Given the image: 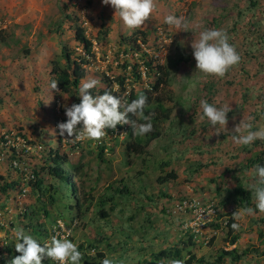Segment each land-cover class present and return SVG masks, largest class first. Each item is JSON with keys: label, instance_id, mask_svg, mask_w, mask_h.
Returning <instances> with one entry per match:
<instances>
[{"label": "rangeland", "instance_id": "1", "mask_svg": "<svg viewBox=\"0 0 264 264\" xmlns=\"http://www.w3.org/2000/svg\"><path fill=\"white\" fill-rule=\"evenodd\" d=\"M169 13L185 16L189 30L164 23ZM78 26L93 41L86 75L70 92L51 89L55 62L63 65L66 61L64 50L73 57L84 54L76 38ZM206 28L225 30L241 56L223 77L196 69L191 42ZM0 29L11 36L9 44L0 43V136L9 131L24 136L26 146L20 147L23 161L32 171L36 168L40 172L46 189L32 190L29 184L25 207L37 205L28 213L24 203L13 200L18 185L6 192L0 189V230L15 239V232L23 228L41 242L45 237L38 232L41 223L47 228L54 222L38 219L37 208L52 206L67 217L70 203L75 209L84 192H89L92 206L77 217L71 237L79 243L81 264H100L105 256L120 264H171L173 254L156 261L154 253L175 246L182 249L184 258L190 253L206 258L195 264L215 261L222 249L249 247L250 253L240 264H264V254L255 251L264 249V212L237 220L240 227L235 244L229 243V228L223 223L228 212L245 208L239 205L235 189L238 185L248 188L253 182L254 168L246 164L250 158L264 157V141L242 146L232 139L235 125L250 115L255 117L254 124L264 126V0H156L155 10L136 29L124 25L115 9L102 0H0ZM138 45L155 63L166 67L167 81L158 90L153 89L158 71L141 72L139 78L133 73V64L141 66L144 61ZM124 74L129 90L153 92L165 107L172 108L171 117L157 125L160 135L142 136L144 153L127 148L131 137L112 140L113 150L104 153H100L97 140L82 139L80 146L71 149L70 144L76 141L63 138L74 164H83V168L69 176L77 192L73 186L67 192L52 188L53 176L42 166L45 151L60 144L57 125L67 119L65 107L80 101L79 87L89 77L100 81L95 87L99 91L109 83L108 77L116 80ZM117 82L112 81L115 88ZM128 93H123L122 99L131 102ZM201 99L231 106L226 127L220 126L219 134L201 119ZM129 119L141 123L139 114L131 117L129 113ZM163 161L170 162L164 169ZM171 169L179 177L159 183L158 177ZM1 175L11 182L20 180L22 174L7 158L0 161ZM4 180L0 178V188ZM121 186H127L128 194L117 191ZM111 196L113 200L100 204ZM189 196L217 204L222 219L220 225H211L202 235L193 234L192 239V233L183 227V214L174 211L175 203ZM111 201L115 202L113 209ZM250 206L254 207V197ZM103 208L110 212L108 216L100 215ZM226 264H233L230 257Z\"/></svg>", "mask_w": 264, "mask_h": 264}, {"label": "clouds", "instance_id": "2", "mask_svg": "<svg viewBox=\"0 0 264 264\" xmlns=\"http://www.w3.org/2000/svg\"><path fill=\"white\" fill-rule=\"evenodd\" d=\"M102 3L112 6L115 9V14H118L123 24L130 29L141 27L156 8V0H102ZM164 23L175 26L177 30H189V21L183 15L177 16L169 13L164 16ZM191 47L196 60V69L204 74L223 77L232 66L238 64L241 60L236 46L230 43V37L223 29L206 28L200 31L199 38L191 42ZM99 83L100 81L94 77H89L81 83L78 90L80 101L65 107L67 119L57 125L60 136L74 138L75 140L85 138L99 140L106 135V129H116L118 124L125 123H131L130 127H132L133 134L137 136H143L153 130L151 114L145 115L144 113L148 101L146 94L140 93L131 102L114 95L112 91L93 94L90 90L94 89ZM57 84L58 80H52L51 89H57ZM200 105L202 107L201 119H206L213 132L219 134L221 132L220 126L226 127L227 114L232 110L231 106H217L216 103H210L207 99H201ZM129 113L139 114L145 122L137 124L135 120L129 119ZM254 120L255 117L250 115L247 119H241L235 125L232 131V139L235 144L251 146L257 140L264 141V126H257L254 124ZM128 137L125 139H128ZM116 141H124V139H117ZM103 145L106 148V144ZM107 147L109 151L110 145ZM104 151L107 150L104 149ZM253 168V182L248 185V189L254 197V207L248 206L243 208L242 211L234 212V221L246 216H254L257 211L264 212V164L257 163ZM21 178L22 182L18 186V192L21 191L23 184V174ZM17 194L13 198L14 201ZM26 196L23 198L22 203ZM15 202L20 204L18 201ZM213 211L214 209L211 207L199 209L197 219L192 221L189 226L192 228L200 227L204 219L202 213L211 215ZM58 219H63L68 223H72L75 219L78 221L77 216H73L69 220L57 218L54 224ZM53 225L41 242L32 235L27 234L23 228L17 230L15 232V249L19 255H15L8 264H43L45 258L51 259L57 264H81L82 252L79 250L78 242L59 234L53 235L50 241H45L50 235ZM61 227H63L62 224ZM231 227L238 230L240 224L233 222ZM100 264H120V262L105 256ZM171 264H183V261L173 260Z\"/></svg>", "mask_w": 264, "mask_h": 264}, {"label": "trees", "instance_id": "3", "mask_svg": "<svg viewBox=\"0 0 264 264\" xmlns=\"http://www.w3.org/2000/svg\"><path fill=\"white\" fill-rule=\"evenodd\" d=\"M143 36H146L145 32H142ZM76 38L81 42L83 48H84V54L82 56L73 57L72 53L70 51L64 50V55L66 57L65 63L62 65L59 61H56L53 67V73L55 80H58L57 87L63 91V92H70L74 87L79 86L81 80L85 77L87 69L85 67L86 63H89L88 55L93 54V41L86 35L85 29L82 26H78L76 30ZM11 41V36L9 34L5 33L4 29H0V43L9 44ZM146 42V39L143 38V43ZM138 50L143 52L141 56H143L144 61L142 62L146 66V71L150 72V74L153 71H158L160 73L157 81L153 84V89L158 90L159 87L162 84L166 83L165 76L168 74L166 67L162 64L155 63V59L152 56H149L148 52L142 51L140 46L138 45ZM26 53H30L29 48H25ZM133 73L137 78L141 75L140 70V64H133L132 66ZM135 77V78H136ZM136 78V79H137ZM126 79H128V76L125 74L122 76H118L115 80H112L110 77L107 78V81L109 82L107 86L103 89H100L99 91L96 90V88L90 90L93 92V94H103L105 91H112L114 92V95H118L122 97L123 93H126L129 91V98L130 101L137 98L139 94L135 91L134 88L128 89L126 86ZM115 81H118V87H114ZM142 93L147 95L148 101L147 105L144 109L145 115L151 114L152 117V123H153V130L149 133H146L150 136V138H155L160 135V131L157 129V125L159 122L168 119L171 117L172 108L165 107L163 104L162 98L157 95L154 96L153 92H150L148 90L143 91ZM134 115L131 114V117ZM139 121H143L141 118ZM131 126V125H130ZM129 137H131V140L127 142V148L130 150H134L137 153H144L145 152V146L142 143V136L133 135L132 127L131 131L129 133ZM128 137V138H129ZM60 144L57 147H49L45 151V163L42 166L43 171H48L53 176V182L51 184L52 188H55L56 190H66L70 191V186H73V192H77V189L74 187V182L70 180L69 176L73 172L75 174H78L82 172L83 164H74L72 159V151H69L66 146L63 144V137H59ZM82 140H76V142L70 144V148L80 146L82 143ZM100 153H104L105 145L100 144ZM110 150H113L110 148ZM169 161H163L162 166L164 169L165 166L169 165ZM256 163L264 164V157L263 156H257L256 158H250L249 163L246 164V167H251L256 165ZM32 173L34 174V177L31 178L28 183L31 185L32 190H37L40 192H45L46 189L43 186V179L40 176V172L34 168ZM179 177L177 171L175 169H171L165 174H161L158 177L159 183H165L171 179H177ZM2 180H4V176H0ZM20 182H22V178L20 180H13L11 182H7L4 180V183L0 189L3 191H8V189L15 187L16 185L19 186ZM117 191L121 194H128L129 190L127 186H121L117 187ZM86 195H83V199L79 201L78 203V212L75 216L80 217L85 212L86 209H90L92 206V195L89 192H84ZM235 193L237 195V200L239 205H242L244 207H248L253 203V195L252 192L246 188L244 185H238L235 189ZM106 195V194H105ZM55 197L52 196V200H54ZM113 200V197L110 198L105 197L103 200L100 201V204L104 205L106 200ZM92 200V201H90ZM225 201L222 202L224 204ZM87 204V207L83 209L84 205ZM111 208H115V202L111 201ZM217 205V204H216ZM218 207V205H217ZM219 208V207H218ZM237 211L236 209L231 210L229 213V218L227 222V227L229 228V243L235 244L237 243L239 239V234L236 230L232 229L231 224L233 222H237V220L234 221L233 219V213ZM26 213H28V209H26ZM110 212H108L105 208L101 209L100 215L101 216H108ZM26 215V214H25ZM220 222L215 221L211 225L218 226ZM220 225V224H219ZM40 230L38 232L44 233L45 236L49 233L48 229L41 223ZM264 235V232L261 233ZM72 237V236H71ZM70 237V239H71ZM194 238V235H191V239ZM13 243L7 248V251L4 253V263L0 264H6L8 261H10L15 255H19V253L14 250ZM83 247V246H81ZM92 247V246H90ZM80 249V247H79ZM83 249V248H82ZM81 250V249H80ZM251 248L247 247L243 250H240L237 246L230 248V249H222V252L218 255V257L215 259V261L207 264H226V258L230 257L233 261V264H240V261L247 256L250 253ZM255 251H258V253L264 254V249L260 250L258 248L255 249ZM173 254V259L175 260H182L183 264H195V261L205 262L206 258L204 256L197 257L195 254L190 253L187 258L183 257L182 249L179 247L175 248H165L163 250H160L159 252L154 253V257L157 260H162L167 257H170V255ZM100 255H102L100 253ZM49 264H51L50 259H48ZM157 262H155L156 264Z\"/></svg>", "mask_w": 264, "mask_h": 264}, {"label": "built area", "instance_id": "4", "mask_svg": "<svg viewBox=\"0 0 264 264\" xmlns=\"http://www.w3.org/2000/svg\"><path fill=\"white\" fill-rule=\"evenodd\" d=\"M142 46H144V43L142 42ZM142 48L141 50H143ZM141 72L143 75H146V66L145 64H142L140 66ZM131 123H125V124H118L116 129H106V135L102 138H100L98 141V144H106L105 150L108 151V147L111 142V140H123L128 137L131 127ZM64 140H74V138H68L66 136H62ZM108 139V140H107ZM65 140V141H66ZM82 140V139H81ZM107 140V141H106ZM26 139L24 136L20 133L15 132H5L3 135L0 136V161L9 158L10 160V166L12 168L18 169L23 174V184L21 186V191L18 192L16 195V200L20 204H22L23 198L27 195L29 192V185L28 181L34 177V174L32 173V170L29 168L28 165H26L25 161H23L22 158V149L20 148L22 146H26ZM209 207L213 208L214 211L211 215H208L207 213H202L203 216V223L198 228H192L190 227V223L197 219L198 216V210L199 209H208ZM12 212V210L10 209ZM174 211L183 214L184 216V223L183 227L190 231L195 236L202 235L204 233V230L206 228L210 227L211 224L215 221H222L220 218V209L217 207V205L214 202H205L201 199L193 196L184 197L180 200H178L175 203ZM228 220H225L223 223L227 224ZM77 223V220L75 219L72 223H68L63 219H58L56 223L53 225V227L50 230V235L46 238L45 241H50L51 237L53 235L59 234L63 236H67V238L70 239V237L73 234V228L75 227ZM61 224L63 227H61ZM13 240V236L6 234V231H2L0 233V260L4 258V253L7 251V248L11 245ZM51 264H57V262L51 260Z\"/></svg>", "mask_w": 264, "mask_h": 264}, {"label": "crops", "instance_id": "5", "mask_svg": "<svg viewBox=\"0 0 264 264\" xmlns=\"http://www.w3.org/2000/svg\"><path fill=\"white\" fill-rule=\"evenodd\" d=\"M27 201H28V199H27ZM23 203H24V206L23 207H25L26 198H25V200H24ZM23 203H22V205H23ZM78 203H79V201L76 202L75 209H74V204L72 202L70 203V206H69V209H68L69 216H67V217L62 216L64 213H61L59 209L58 210H55V209L53 210L52 209L53 208L52 206L50 207V206L47 205L48 209L47 208L46 209L37 208L38 213H39V214H37L38 219L42 220V222H54L57 218H65V219L71 218L74 215H76L77 212H78ZM36 205H37L36 203H33V204H30V206L27 205L25 208L28 209V211H29L30 209H32L31 206H34L36 208ZM10 207H12V206H10ZM14 209L15 208H12L11 210L12 211H15ZM50 224L49 225L47 224V228H50ZM0 233H1V230H0ZM13 245H15V239H14V237H13ZM14 250H16L15 247H14ZM4 261L2 260L0 263H4ZM8 262L6 264H8ZM43 264H49L47 258H45Z\"/></svg>", "mask_w": 264, "mask_h": 264}]
</instances>
